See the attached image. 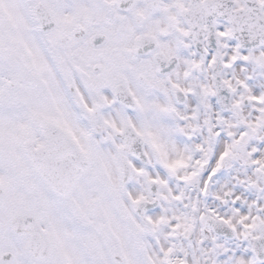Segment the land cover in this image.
<instances>
[{"label": "snow or ice", "instance_id": "1", "mask_svg": "<svg viewBox=\"0 0 264 264\" xmlns=\"http://www.w3.org/2000/svg\"><path fill=\"white\" fill-rule=\"evenodd\" d=\"M0 264H264V0H0Z\"/></svg>", "mask_w": 264, "mask_h": 264}]
</instances>
